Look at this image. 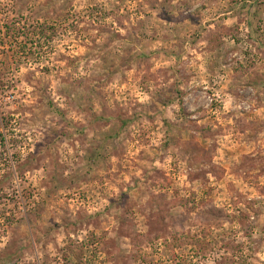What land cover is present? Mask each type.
<instances>
[{"label": "rangeland", "instance_id": "374dc122", "mask_svg": "<svg viewBox=\"0 0 264 264\" xmlns=\"http://www.w3.org/2000/svg\"><path fill=\"white\" fill-rule=\"evenodd\" d=\"M0 264H264V0H0Z\"/></svg>", "mask_w": 264, "mask_h": 264}]
</instances>
